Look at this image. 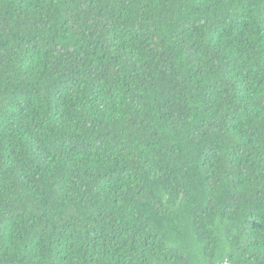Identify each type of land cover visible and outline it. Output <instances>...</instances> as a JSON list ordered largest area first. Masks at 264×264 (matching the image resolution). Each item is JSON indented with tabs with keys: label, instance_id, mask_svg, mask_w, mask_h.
<instances>
[{
	"label": "trees",
	"instance_id": "1",
	"mask_svg": "<svg viewBox=\"0 0 264 264\" xmlns=\"http://www.w3.org/2000/svg\"><path fill=\"white\" fill-rule=\"evenodd\" d=\"M0 264H264V0H0Z\"/></svg>",
	"mask_w": 264,
	"mask_h": 264
}]
</instances>
